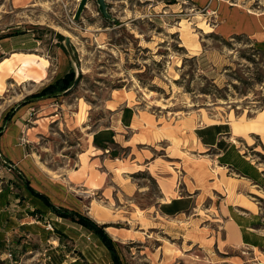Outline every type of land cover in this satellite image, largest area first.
Segmentation results:
<instances>
[{"label": "rangeland", "instance_id": "1", "mask_svg": "<svg viewBox=\"0 0 264 264\" xmlns=\"http://www.w3.org/2000/svg\"><path fill=\"white\" fill-rule=\"evenodd\" d=\"M105 3L106 12L98 0H34L23 9L0 0V36L8 35L0 39V126L9 110L73 65L77 83L72 89L24 108L20 117L31 105L32 114L18 142L57 178L64 171L87 189L101 178L99 190L71 189L87 202L91 196L110 219L113 227L107 230L122 263L264 264V247L230 246L222 240L219 197L209 183L204 190H210L214 202L200 198L196 207L178 215L158 213L163 199L185 194L184 178L192 185L191 163L200 161L190 153L186 136L197 125L226 124L233 135L246 138L241 143L246 154L264 169V50L247 35H227L222 28L228 7L259 13L264 0ZM27 41L35 48L13 49L16 42ZM119 90L130 91L129 102L148 108L162 127L161 122L151 127L150 143L137 147L143 152L138 160L120 144L102 145L104 165L91 158L100 151L92 133L109 125V100ZM21 184L20 174L0 156V196L19 193ZM258 189L260 195L250 198L264 215V187ZM192 199L182 205L189 207ZM42 222L55 232L52 220ZM19 233L8 245L0 244L12 253L0 256V264H53V245L73 247L67 237L41 241L29 231Z\"/></svg>", "mask_w": 264, "mask_h": 264}, {"label": "crops", "instance_id": "2", "mask_svg": "<svg viewBox=\"0 0 264 264\" xmlns=\"http://www.w3.org/2000/svg\"><path fill=\"white\" fill-rule=\"evenodd\" d=\"M11 1L15 9L26 8L34 2V0ZM223 14V32L227 35L245 34L257 48L264 50V12L256 13L228 7ZM35 46L36 43L32 41L20 44L16 42L13 49L26 52ZM132 96L130 91H114V96L109 100L111 105L108 107L111 113L109 125L92 133V144L96 145L100 151L91 153V158L99 161L102 159L104 165L107 159L100 148L102 145L120 144L129 149L132 159L138 160V153L143 152L137 147L150 143L146 138L153 135L151 127L161 122L159 117L139 102H129L128 98ZM27 104L16 108L13 117L0 134L2 154L13 162L16 171L19 169L23 173L31 188L46 195L56 206L79 211L98 223L108 224L106 230L109 226L113 227L109 225L110 219L101 211L97 206L98 203L94 202L91 196L88 197L90 200L87 202L72 191V187L78 186L87 189L84 181H73L69 173L64 171H62L61 178L47 173L33 155L26 151L25 145L18 142L22 127L26 124L24 120H28L32 114L31 105L24 116L20 117ZM161 124L162 122L160 127H162ZM186 137L190 144L189 149L193 151L190 153L199 157L196 159L200 162L191 163L193 175L195 173L197 178L195 180L191 174L190 182L193 186L184 178L185 194L173 197V199H163L158 205V213L173 216L196 207L201 199H210L214 202V197L210 194L211 190L219 197L217 219L220 233L223 235L222 240L230 246L264 247V215L257 202L250 198L251 194L260 195L258 188L264 187V169L246 154L241 145L246 138L233 135L232 130H228L226 124L211 123L193 127ZM240 137L242 139H239ZM179 138L182 137L179 136ZM78 170L79 168L75 169V171ZM184 171L187 172L185 168ZM96 182L99 183L87 190H99L101 178L98 177ZM207 183H209L210 190L206 191L204 188ZM162 193L165 194L163 190ZM188 198L193 199L189 207H186V204L185 206L182 204ZM35 208L42 212V216L30 213ZM98 214L103 218H99ZM44 219L45 221L52 220L55 228L64 232L73 245L69 249L65 248V245L62 247L53 245L52 249L56 257L53 264H115L111 252L99 237L80 224L54 213L39 196L27 188L23 180L19 193L11 190L0 196V244L8 245L13 233L23 234L25 231H29L41 241L53 238L54 241L60 242L57 234L46 228L42 222ZM42 226L46 232L42 230ZM107 232L113 236V233L108 230ZM112 238L115 240V237ZM117 240L120 239L117 238ZM7 254V249H0V256H7Z\"/></svg>", "mask_w": 264, "mask_h": 264}, {"label": "trees", "instance_id": "3", "mask_svg": "<svg viewBox=\"0 0 264 264\" xmlns=\"http://www.w3.org/2000/svg\"><path fill=\"white\" fill-rule=\"evenodd\" d=\"M8 35H1L0 38L6 37ZM58 36L63 39V35L58 34ZM64 51H67V48L62 46ZM75 75H76V70L73 65L70 66V68L60 77H58L56 80L53 82L49 83L45 87H43L40 91L34 92L30 95H28L24 100L21 101L18 105L13 107L11 110H9L5 116H4V123L0 126V134L3 132L5 126L7 123L10 121V119L13 117V114L15 113L16 108L30 103L31 101H36V100H41L45 98H50V97H57L65 92H68L71 88V86L75 82ZM0 156L4 162L10 163V159L5 157L2 154V151L0 150ZM17 172L20 174L21 179L23 180L24 184H26L27 188L33 192L35 195L39 196L50 208L51 210L56 213L59 216H62L64 218H67L73 222H76L77 224H80L84 228L92 231L97 237H99L106 247L109 249V251L112 254L113 260L115 264H122L121 258L118 254V251L115 247L114 240L112 236L107 232L106 230V224H101L92 219L90 216L83 214L79 211L76 210H70L64 207L56 206L53 204L50 199L44 195L41 194L37 191H35L33 188L29 186L28 180L24 177L23 173L17 169ZM33 215H38L42 216V212L35 208L31 212ZM55 232L59 239L61 240L63 237H66V234L62 231H59L55 228Z\"/></svg>", "mask_w": 264, "mask_h": 264}, {"label": "water", "instance_id": "4", "mask_svg": "<svg viewBox=\"0 0 264 264\" xmlns=\"http://www.w3.org/2000/svg\"><path fill=\"white\" fill-rule=\"evenodd\" d=\"M98 2L100 3V8L102 9V11L103 12H106V3H105V0H98ZM76 83H77V80L74 82V84L71 86L70 89H72L76 85Z\"/></svg>", "mask_w": 264, "mask_h": 264}, {"label": "built area", "instance_id": "5", "mask_svg": "<svg viewBox=\"0 0 264 264\" xmlns=\"http://www.w3.org/2000/svg\"><path fill=\"white\" fill-rule=\"evenodd\" d=\"M23 141H24V138H23ZM5 163L9 166V169L15 167V165H14L12 162H10V163L5 162ZM49 226L52 228V224H51V223L49 224ZM47 227H48V226H47ZM7 256H10V257H11V256H12V253L9 252V253L7 254Z\"/></svg>", "mask_w": 264, "mask_h": 264}, {"label": "bare ground", "instance_id": "6", "mask_svg": "<svg viewBox=\"0 0 264 264\" xmlns=\"http://www.w3.org/2000/svg\"><path fill=\"white\" fill-rule=\"evenodd\" d=\"M65 31L68 33V35H67V36H68V37H70V35H69V32H68L67 30H65ZM23 65H24V63H23Z\"/></svg>", "mask_w": 264, "mask_h": 264}]
</instances>
